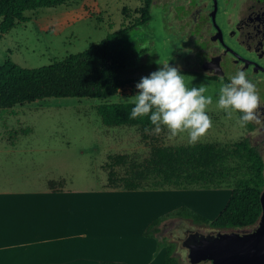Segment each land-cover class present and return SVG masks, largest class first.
<instances>
[{
	"label": "rangeland",
	"instance_id": "rangeland-1",
	"mask_svg": "<svg viewBox=\"0 0 264 264\" xmlns=\"http://www.w3.org/2000/svg\"><path fill=\"white\" fill-rule=\"evenodd\" d=\"M157 3L145 17H142L145 0H71L65 6L27 13L29 22L17 25L3 36L0 65L12 60L31 69L49 66L130 28L125 42L136 54L132 53L125 77L145 75L162 67L158 63L168 61L187 71L198 67L199 39L196 41L194 35L183 30V22L176 15L181 1L157 0ZM143 19L148 22L137 26ZM185 82L189 87L204 84L206 94H214L221 83L194 75H186ZM135 93V88L126 87L104 99L55 98L0 110V188L48 189L49 182L55 180L60 181L59 185L67 182V189L97 190L108 185L110 171L121 179L134 163H144L153 145H190L186 133L173 137L163 128L155 133L143 132L139 127L104 125L98 107L106 103H129L127 99ZM208 114L212 127L198 143L237 149L248 139L249 129L241 126L237 114L227 118L215 102L208 106ZM119 155L127 156L126 163L115 166L112 158ZM226 166L228 177L221 190H162L165 192L157 199L161 197L163 204L153 212H161L159 216H163L186 207L213 220L239 181L250 176L244 159L232 158ZM169 191L181 193L174 195ZM146 202L137 199L138 206ZM117 207L108 209L109 213L115 211L116 219L120 215ZM177 220L168 219L153 232L158 242L156 256L143 250L139 254L132 252L139 240H125L114 246L126 253L133 264H163L167 247L174 244L179 262L190 264L167 232ZM195 226L212 230L204 225Z\"/></svg>",
	"mask_w": 264,
	"mask_h": 264
},
{
	"label": "trees",
	"instance_id": "trees-1",
	"mask_svg": "<svg viewBox=\"0 0 264 264\" xmlns=\"http://www.w3.org/2000/svg\"><path fill=\"white\" fill-rule=\"evenodd\" d=\"M70 1L0 0V42L17 25L30 21L27 13L65 6ZM151 6L152 0H145L142 17H145ZM147 22V19L140 20L137 26ZM130 30L118 31L84 52L41 68H25L7 60L0 65V110L55 98L104 99L119 94L126 87L135 88L141 77L151 72L138 77H125L132 53L136 54L125 42ZM180 71L185 75L198 76L196 72ZM130 109V103H106L98 107V114L103 124L110 127H139L143 132L146 127H152L147 117L143 120L129 119ZM232 158L244 159L250 176L239 181L216 218L210 220L182 207L176 212L155 218L143 236L153 237V232L173 217L187 220L193 225L208 226L212 230L250 228L257 224L262 215L260 198L264 189V162L248 140L241 142L237 149L213 143L153 145L150 157L142 164L134 163L125 177L117 179L116 174L110 171L106 188L124 191L221 190L228 177L226 164ZM112 159L115 166H119L126 163L127 156L119 155ZM58 184L61 183L50 181L49 188L55 190ZM175 250L174 244L167 247L163 264H181L175 256ZM99 264L127 263L101 261Z\"/></svg>",
	"mask_w": 264,
	"mask_h": 264
},
{
	"label": "crops",
	"instance_id": "crops-1",
	"mask_svg": "<svg viewBox=\"0 0 264 264\" xmlns=\"http://www.w3.org/2000/svg\"><path fill=\"white\" fill-rule=\"evenodd\" d=\"M66 186L67 182L55 190L0 188V264H133L114 246L125 240H139L132 249L135 254L143 250L156 256L158 242L143 233L160 217L161 212L153 211L163 204L157 197L165 191H83ZM137 199L147 202L138 206ZM110 207L119 208L118 219L115 211L108 212Z\"/></svg>",
	"mask_w": 264,
	"mask_h": 264
},
{
	"label": "flooded vegetation",
	"instance_id": "flooded-vegetation-1",
	"mask_svg": "<svg viewBox=\"0 0 264 264\" xmlns=\"http://www.w3.org/2000/svg\"><path fill=\"white\" fill-rule=\"evenodd\" d=\"M174 1H181L176 15L183 22V30L194 35L196 41L199 39L198 67L190 72L209 81L227 82L237 69H243L255 83L261 104L256 118L245 126L249 129L248 142L264 162V0ZM158 3L152 0V5ZM186 233L183 226L168 230L184 255L187 251L182 246L183 240L178 239H183Z\"/></svg>",
	"mask_w": 264,
	"mask_h": 264
},
{
	"label": "clouds",
	"instance_id": "clouds-1",
	"mask_svg": "<svg viewBox=\"0 0 264 264\" xmlns=\"http://www.w3.org/2000/svg\"><path fill=\"white\" fill-rule=\"evenodd\" d=\"M135 84V95L128 98L131 109L129 119L147 117L152 127L145 132L159 133L166 129L170 136L187 134V143L197 144L212 127L208 106L215 102L227 118L238 115L244 126L256 118L261 97L255 83L243 69H237L227 82L221 81L214 94H206L204 84L189 87L186 75L168 62Z\"/></svg>",
	"mask_w": 264,
	"mask_h": 264
},
{
	"label": "water",
	"instance_id": "water-1",
	"mask_svg": "<svg viewBox=\"0 0 264 264\" xmlns=\"http://www.w3.org/2000/svg\"><path fill=\"white\" fill-rule=\"evenodd\" d=\"M260 201L262 215L250 228L207 230L179 219L168 230L185 227L186 236L178 241L183 240L190 264H264V189Z\"/></svg>",
	"mask_w": 264,
	"mask_h": 264
}]
</instances>
